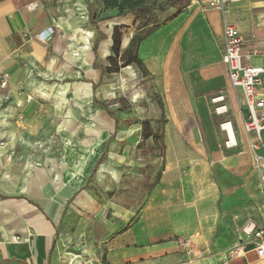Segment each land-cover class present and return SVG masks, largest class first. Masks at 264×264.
<instances>
[{"label": "crops", "instance_id": "1", "mask_svg": "<svg viewBox=\"0 0 264 264\" xmlns=\"http://www.w3.org/2000/svg\"><path fill=\"white\" fill-rule=\"evenodd\" d=\"M51 1L0 0V76L9 74L7 85L0 84V101L10 98L14 108L22 106L29 116L37 106L20 92L25 77L33 81L54 75L59 56L72 39L61 7H54ZM87 1L95 0L74 2L88 12ZM207 3L191 0L177 17L156 27L139 48L138 56L154 87H150V101L154 103L155 94L163 106L154 103L160 109L155 123L164 134L165 145L164 151L158 149L154 162L158 171L155 180L146 185L148 195L142 205L122 207L111 189L100 188V170L120 132L111 140L115 121L110 117L113 134L85 173L64 175L63 180L60 176L62 184L53 178H31L25 194L15 193L16 189L0 181V264H264L255 251L253 230L247 231L250 224L255 229L264 225V180L254 169L250 148V141L257 138L244 131L242 92L231 88L223 62L227 23L240 32L244 51L250 55L245 63L264 68V0L234 2L225 17ZM175 13L174 7L166 5L156 11L154 21L160 24ZM87 26L77 25L75 34L83 28L90 31L91 39L98 38L88 22ZM122 27L123 49L143 30L136 27L132 14L99 23L107 39L99 47L98 58L110 57L102 56V49L106 47V55L112 53L114 31L121 32ZM50 29V40L41 41L38 36L48 35ZM94 43L88 52V72L96 78L88 84L92 101L94 97L98 100L106 78L98 85L101 71L93 66ZM219 93L227 97L226 116L213 112L210 98ZM225 119L234 127L236 148L225 147L226 136L220 129ZM262 137L264 140V132ZM106 148L108 153L97 166ZM137 171L144 178L142 170ZM33 185L43 190L33 189ZM20 200L25 208H12ZM25 210L26 223L12 224L3 231L4 220L24 216ZM73 223L78 225L74 237L68 236ZM15 235L23 236L24 241ZM185 240L191 242L192 253L182 246Z\"/></svg>", "mask_w": 264, "mask_h": 264}, {"label": "rangeland", "instance_id": "2", "mask_svg": "<svg viewBox=\"0 0 264 264\" xmlns=\"http://www.w3.org/2000/svg\"><path fill=\"white\" fill-rule=\"evenodd\" d=\"M74 1H51L54 7H61L58 10L65 16L68 28L70 26L67 32L72 39H68L69 45L59 56L54 75L45 74L33 81L25 77L20 92L25 97L28 95V100L37 106L33 116L24 114L22 106L14 108L10 98L0 101V181L16 189L18 194H25L31 178L47 181L53 178L56 184H62L64 175L69 178L85 173L113 134V120L92 101V89L88 85L95 78L88 72V52L97 36L91 39L88 36L90 31L83 28L79 30L82 34H75L79 24L88 29V12L86 9L83 12ZM93 3L97 17L114 15L115 11L104 8L102 0ZM121 32L123 34V27ZM122 42L125 46V38ZM101 54L113 56L112 53L106 55V47ZM99 61L108 65L106 58L99 57ZM151 95L150 83L135 66L107 75L97 94L98 100L108 104L121 119L120 132L111 142L112 154L100 170V188L111 189L113 196L121 199L118 204L127 209L142 205L148 195L146 185L151 179L155 180L158 171L154 163L158 149L151 140L140 135L143 131L141 124L134 123V120L147 119L158 129L155 122L160 109L150 101ZM122 99L131 105L123 103ZM162 127L164 129V125ZM137 169L142 170L144 178ZM33 189L42 191L43 187L33 185ZM11 206L23 209L25 202L20 200ZM26 217L25 210L24 216L11 217L9 222L4 220L3 231L12 224L26 223ZM77 226L72 224L68 236L76 235ZM15 237L24 241L23 236Z\"/></svg>", "mask_w": 264, "mask_h": 264}, {"label": "built area", "instance_id": "3", "mask_svg": "<svg viewBox=\"0 0 264 264\" xmlns=\"http://www.w3.org/2000/svg\"><path fill=\"white\" fill-rule=\"evenodd\" d=\"M208 8L222 12L223 16L228 12V6L240 0H207ZM37 5H33L31 9H35ZM53 34L50 29L49 34L39 35L41 41L48 42ZM249 54L244 51V41L239 30L234 25L225 23L223 31V62L228 69V79L231 88L234 91L241 90L242 104L246 110L243 120L244 131L250 135L255 134L257 141H250V148L253 155V166L256 172L264 180V140L262 134L264 132V68L255 67L245 63V59L249 58ZM9 74L0 76L1 86H6ZM227 97L224 93L216 94L210 98L213 105V112L217 116H226L229 113V107L226 103ZM220 129L225 133V147L228 149L238 146L236 134L232 122L225 119L220 123ZM260 149L263 153H260ZM262 193L264 195V185H262ZM252 241L258 257L264 261V225L253 230ZM182 246L192 253L191 242L185 240Z\"/></svg>", "mask_w": 264, "mask_h": 264}, {"label": "trees", "instance_id": "4", "mask_svg": "<svg viewBox=\"0 0 264 264\" xmlns=\"http://www.w3.org/2000/svg\"><path fill=\"white\" fill-rule=\"evenodd\" d=\"M102 1H103V6L106 10L115 11L113 16L97 17L94 4L88 1L86 2L88 6V23L90 27L96 30L98 34V38L96 39L94 43V47H93V52L95 54V62L93 66L94 68L101 71L100 81L98 85L102 84L104 78L107 75L119 73L122 68H125L128 66H135L142 74V77H144V79H146L148 82H151L150 74L147 70V67L138 56L141 42L150 33H152L156 27L160 25H164L168 23L169 21H171L172 19H174L175 17H177L178 14H180L182 11H184L187 8L191 0H163V1H158V0H102ZM166 5H170L174 7L176 10V13L173 14L169 19L158 24V22L154 21L156 18L155 13L156 11H158L159 9H161L162 7ZM130 14L135 16L136 27L138 29L143 28V30L141 32L136 33L130 39L127 47L123 49L122 48L123 34L118 30V28H116L114 31V35H113V45L111 48L113 56H110L107 58L108 65L101 63L98 58V50H99L101 43L107 39V36L99 29V23H102L104 21H107L115 17H126L127 15H130ZM144 28H146V31H144ZM98 85H95L93 87L94 94L98 88ZM150 87L151 89L154 88L153 85H151ZM93 101L96 106L104 110L108 114V116L111 117L115 121V131H114V135L111 138V140H113L116 134L120 131L121 119L116 115L114 111H111L109 109L108 104L97 100L95 97ZM121 101L123 103H128L131 105V103L126 99H122ZM152 101H154V103H156L160 108L163 107L162 103L158 101V97L155 94L152 97ZM134 123H140V122L139 120H134ZM151 123L152 122L147 119L141 122L142 130H143L142 136L145 140L152 139L155 148L160 149L161 151H164L165 149L164 134L163 132H159L158 129L154 128V126ZM107 149L108 148H106V150L102 154V157L98 161L97 166H99L103 162L104 157L108 153Z\"/></svg>", "mask_w": 264, "mask_h": 264}, {"label": "water", "instance_id": "5", "mask_svg": "<svg viewBox=\"0 0 264 264\" xmlns=\"http://www.w3.org/2000/svg\"><path fill=\"white\" fill-rule=\"evenodd\" d=\"M247 231H251V230H254L255 229V225L254 224H250L248 227H247Z\"/></svg>", "mask_w": 264, "mask_h": 264}, {"label": "bare ground", "instance_id": "6", "mask_svg": "<svg viewBox=\"0 0 264 264\" xmlns=\"http://www.w3.org/2000/svg\"><path fill=\"white\" fill-rule=\"evenodd\" d=\"M90 34V33H89ZM91 36V35H90ZM22 247H23V245H22ZM23 249H25L24 247H23Z\"/></svg>", "mask_w": 264, "mask_h": 264}]
</instances>
